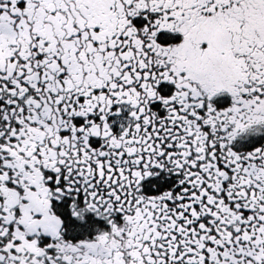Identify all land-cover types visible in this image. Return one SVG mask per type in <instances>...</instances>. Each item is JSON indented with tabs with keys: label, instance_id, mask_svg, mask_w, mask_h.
<instances>
[{
	"label": "snow or ice",
	"instance_id": "snow-or-ice-1",
	"mask_svg": "<svg viewBox=\"0 0 264 264\" xmlns=\"http://www.w3.org/2000/svg\"><path fill=\"white\" fill-rule=\"evenodd\" d=\"M0 264H264V0H0Z\"/></svg>",
	"mask_w": 264,
	"mask_h": 264
}]
</instances>
